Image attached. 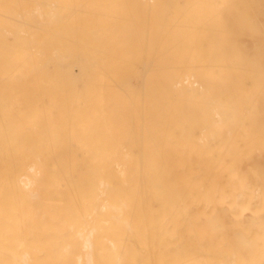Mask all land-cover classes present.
<instances>
[{"label":"bare ground","instance_id":"bare-ground-1","mask_svg":"<svg viewBox=\"0 0 264 264\" xmlns=\"http://www.w3.org/2000/svg\"><path fill=\"white\" fill-rule=\"evenodd\" d=\"M0 264H264V0H0Z\"/></svg>","mask_w":264,"mask_h":264}]
</instances>
